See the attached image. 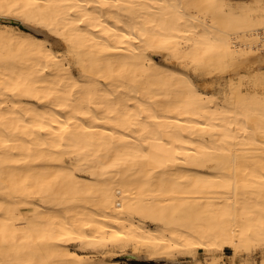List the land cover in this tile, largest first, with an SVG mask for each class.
<instances>
[{"label": "bare ground", "instance_id": "6f19581e", "mask_svg": "<svg viewBox=\"0 0 264 264\" xmlns=\"http://www.w3.org/2000/svg\"><path fill=\"white\" fill-rule=\"evenodd\" d=\"M262 243L264 0H0V264Z\"/></svg>", "mask_w": 264, "mask_h": 264}, {"label": "rangeland", "instance_id": "374dc122", "mask_svg": "<svg viewBox=\"0 0 264 264\" xmlns=\"http://www.w3.org/2000/svg\"><path fill=\"white\" fill-rule=\"evenodd\" d=\"M132 247L133 246H131L129 250H131ZM232 254H234V249L229 246H226L225 249H219L215 252L204 251V249L201 248L197 252V255L195 258L193 256L182 255L179 253H176L175 256H176V260H178V263L180 264H211L213 256H216L220 259L218 264H251V262L254 260L255 261L257 260V264H262V259L264 258V243L259 245L257 248H254L251 251V253H243L235 257H233ZM126 256L127 258L125 259L130 258L128 255ZM130 260L139 262L142 264H165L167 263L165 259L155 260V259L145 258L141 260H138V259H130Z\"/></svg>", "mask_w": 264, "mask_h": 264}]
</instances>
